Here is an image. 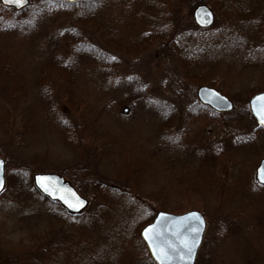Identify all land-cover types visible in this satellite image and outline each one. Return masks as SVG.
Here are the masks:
<instances>
[{
  "label": "rangeland",
  "instance_id": "rangeland-1",
  "mask_svg": "<svg viewBox=\"0 0 264 264\" xmlns=\"http://www.w3.org/2000/svg\"><path fill=\"white\" fill-rule=\"evenodd\" d=\"M251 2L172 0L170 19L156 9L150 18L158 14L157 27L182 30L184 44L196 45L200 60L182 74L172 41L155 39L141 54L116 58L122 70L115 69L111 87L88 58L82 60L85 84L80 75L81 81L63 85L38 81L46 32L74 26L79 13H62L60 24L39 23L41 38L31 28L0 31V147L12 156L13 182L9 186L7 180L0 196V264H156L142 228L158 212L193 210L207 222L195 264H264V185L256 177L264 159V126L250 108L251 98L264 91V61L245 63L250 50L241 44L251 40L264 58V30L251 24L243 31L249 15L243 18L242 10ZM196 3L216 14L210 28L196 24ZM125 40L120 34L119 43ZM129 76L137 77L138 88ZM178 82L184 90L174 95ZM96 86L106 91L97 96ZM202 86L221 91L234 108L219 112L202 103ZM67 89L75 94L71 101L64 96ZM49 97L56 99L59 124L47 109ZM87 97L91 107L83 118L93 122L90 129L73 123L75 108ZM82 139L97 146L96 153L88 156ZM33 164L43 165L41 172L78 167L71 176L89 199L83 213L71 215L38 195L29 183L34 174L27 172L17 184L19 167Z\"/></svg>",
  "mask_w": 264,
  "mask_h": 264
},
{
  "label": "trees",
  "instance_id": "trees-1",
  "mask_svg": "<svg viewBox=\"0 0 264 264\" xmlns=\"http://www.w3.org/2000/svg\"><path fill=\"white\" fill-rule=\"evenodd\" d=\"M171 4L172 0H150L147 5H145L144 0H92L90 2H77L74 4L55 2L53 0H31L30 6L23 12H20L4 6L0 2V31L7 32L9 30L13 32H20L31 28L36 30L39 38H41L43 36L39 30V23L43 24L46 19H50L59 20L60 24L63 22L62 13H67L69 11L79 13L76 16L74 26L58 28L56 32L50 30L46 32L48 47L46 46L47 52L38 57L40 64L41 60L43 64V66L41 64L43 71L39 76L38 81H40L41 86L43 81H52L53 85L54 83H60L63 85V82L66 83L71 79H74V81H81L78 78V75H80L85 84V80L86 78L88 79L89 76L86 75V71L84 72L83 66L84 64L86 65V62L82 60L88 58L87 60L95 62V64H97L96 66L100 67L105 77L108 78L106 86L111 87V80L113 79V76L117 74L115 69L120 71L122 70L120 63H118L121 56L123 54L127 56H133L138 53L141 54L152 45L155 39L164 41L163 43L166 45L172 41L171 45H174L176 49V54L179 58L177 61H179V65L182 68L180 69L182 74L188 71L185 67L187 68L191 62L194 64L196 60H200V56L197 54L198 50L196 45L192 46L191 44L193 43L190 45L186 44L188 46V49H186V45L183 41L184 33L182 30L177 31L176 33L174 30L168 29L167 26L166 28H162L160 26L157 27L156 17L158 14L155 16L154 21L152 20L153 18H150V16L153 15L152 13L158 9L159 14L166 13V19H170L166 9H170ZM194 6H197V3ZM253 6L254 8H252ZM262 9L264 10V0H253V2H251L244 11L242 10L243 18L249 15L247 18V25L243 27V31L252 24L253 26L261 28V33H263L264 11L262 12ZM33 24L34 27H32ZM226 25L229 24L226 23ZM120 34L127 35V40H125L124 44L119 43ZM235 35L236 34H232V36ZM250 41H248V39L241 41V44H245L250 50V52L243 58L244 62L248 63L250 62L249 60L255 61L256 59H262V61H264L261 54V48L257 45H252ZM185 43L189 42L185 41ZM113 57L115 59H113ZM60 65L67 68V70L64 71ZM136 78L137 77H128L129 82L134 84V88H138L139 86ZM180 82L184 84L181 80ZM180 82H178L179 88L177 90H171L174 95L183 93L184 88L180 85ZM221 89L223 90L224 88L221 87ZM67 90L68 92L64 96L66 101H71L72 98H75V94L70 93L71 89ZM94 90L93 91L95 93L97 92L96 95L98 96V93H104L106 91V87L99 88L96 86ZM140 90L141 89H139V91ZM139 97H142L140 96V93L135 98L137 99ZM133 99L134 98L132 96L127 98V100ZM151 100L152 98L150 101ZM96 101L103 104L104 100L97 98ZM9 102L16 104L12 97L9 99ZM46 102L48 105L47 109L52 114L54 120H57L55 121V124L61 123L55 97L46 98ZM85 102L89 103L88 97L82 104H78V109L75 108L73 112L75 114L73 117V123H81L82 126L80 128L90 129L92 127L90 125H92L93 122H91V120L88 121V119L85 120L83 117L84 115H87V110L91 106ZM82 106L84 111H81ZM68 107L73 109L71 106H67V108ZM100 115L101 114L98 116L101 117ZM77 133L81 134V130ZM82 142L83 144H80V147L82 150H85L88 156L92 151L96 153V150H98L97 146L91 144L87 145L83 139ZM0 155L6 160L7 180L9 186H11L13 184L11 180L12 172H10L12 156L8 151L1 147ZM25 163L22 164L25 165ZM90 163L94 164V160ZM41 168H43V165L38 168L35 164L31 166L27 165V167H19L17 170V184H20L24 180L27 172L31 175L43 171ZM76 171H78V167L70 166L68 170L61 171L60 173L75 183L71 174ZM29 183L31 185L30 187L39 195V192L35 189L32 182L30 181ZM75 186H77L80 192L83 191L79 185Z\"/></svg>",
  "mask_w": 264,
  "mask_h": 264
},
{
  "label": "water",
  "instance_id": "water-1",
  "mask_svg": "<svg viewBox=\"0 0 264 264\" xmlns=\"http://www.w3.org/2000/svg\"><path fill=\"white\" fill-rule=\"evenodd\" d=\"M4 5L14 7L17 10H22L29 6L30 0H22L18 3L15 0H1ZM56 1H68L77 2L81 0H56ZM90 1V0H84ZM194 20L197 25L203 28L211 27L215 22V15L212 9L205 5H199L193 12ZM197 96L202 103L209 105L213 109L219 112H228L234 108L233 102L230 98L215 88L209 86H202L198 89ZM264 96V92L258 93L253 96L250 100V107L253 115L256 117L257 121L260 123L259 117L255 114L253 105L256 108L264 106V101L257 100V97ZM0 161H3L2 167H0V175L3 177L4 186L0 189V194L6 188V162L5 159L0 156ZM264 160L261 161L258 170L257 178L260 182L264 183ZM46 178L43 181H39V178ZM33 182L35 188L45 197L53 200L59 201L70 213H81L89 204V200L82 196L76 187L68 180L65 176L59 173H36L33 175ZM47 186L42 187L41 184ZM63 197V199L61 198ZM84 201L83 206L69 207L71 204H79V201ZM65 201H68L66 203ZM195 213L196 216L190 215ZM197 216L199 219H197ZM200 220L203 223H200ZM193 227H200L202 230L198 234V242L194 244L193 253L191 259H188V253L183 247V241L193 240L196 237V233L192 232ZM207 223L204 215L197 210L188 211L183 214H172L168 212H158L154 220L146 225L141 230V237L145 242L148 251L155 261L156 264H161V261L156 258L153 252V246L150 244L149 239L146 238L145 230L149 229L147 236L154 237L153 243L160 246L166 247L172 257L171 260H167L164 264H195L199 249L202 245L204 239V233L206 231ZM172 247H169V246ZM183 256V258H182Z\"/></svg>",
  "mask_w": 264,
  "mask_h": 264
},
{
  "label": "snow or ice",
  "instance_id": "snow-or-ice-1",
  "mask_svg": "<svg viewBox=\"0 0 264 264\" xmlns=\"http://www.w3.org/2000/svg\"><path fill=\"white\" fill-rule=\"evenodd\" d=\"M15 2L20 3V2H22V0H15ZM61 6H63V5H61ZM113 59H115V58L113 57ZM256 99L260 100V101H264V96L257 97ZM253 108H254L255 114L259 117L260 124L264 125V106H261L260 108H256V106L253 105ZM2 165H3V161H0V167H2ZM261 171L264 172V169H261ZM44 179H46V178L41 177V178H39V181H43ZM3 186H4L3 177H2V175H0V189H2ZM41 186L45 187L46 190H47V186L46 185H44L42 183ZM61 198L63 199V197H61ZM77 200L79 201L78 205L69 203V207L83 206L84 201L79 200L78 197H77ZM65 202L68 203V201H65ZM190 215L196 216L195 213L190 214ZM197 219H199L198 216H197ZM200 223L202 224L203 221L200 220ZM201 230L202 229L200 227H193L192 228V232L196 233V237L193 240H185V241H183V247L186 249V251L188 253V259L189 260L191 259V256H192V253H193L194 244L198 242V234H199V232ZM149 231H150L149 229L145 230L146 238H148L150 244H152L153 252L156 255V258L161 261V264H164V262L167 261V260H171L172 257L170 255L168 249L166 247H163V246H160L158 244L153 243L154 237L147 236V233ZM169 247H172V246L170 245ZM182 258H183V256H182Z\"/></svg>",
  "mask_w": 264,
  "mask_h": 264
}]
</instances>
